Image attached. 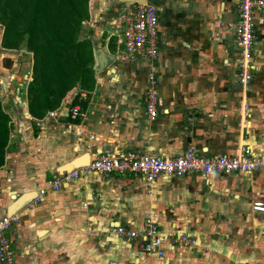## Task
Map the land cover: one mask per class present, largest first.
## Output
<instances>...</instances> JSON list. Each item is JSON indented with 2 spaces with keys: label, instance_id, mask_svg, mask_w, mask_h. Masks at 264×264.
I'll return each mask as SVG.
<instances>
[{
  "label": "crops",
  "instance_id": "0c3cea01",
  "mask_svg": "<svg viewBox=\"0 0 264 264\" xmlns=\"http://www.w3.org/2000/svg\"><path fill=\"white\" fill-rule=\"evenodd\" d=\"M149 1L159 15L157 117L150 120L144 106V58L114 59L94 72L88 89L73 87L53 109H60L57 118L47 116L53 110L32 117L24 92L21 108L17 99L10 107L1 100L11 130L0 167V217L14 195L37 192L62 165L81 166L108 149L177 156L195 146L207 156L248 147L264 154V11L254 12V69L246 91L238 81L233 29L238 0ZM89 6L80 39L93 44L94 70L99 51L115 52L108 21L121 4L91 0ZM72 107L82 115L72 118ZM255 200L264 201V170L210 178L192 172L150 185L134 175L80 173L16 212L7 233L15 264H264V215L252 210ZM148 215L163 235L187 234L196 245L173 247L169 240L158 259L111 230L140 231Z\"/></svg>",
  "mask_w": 264,
  "mask_h": 264
},
{
  "label": "built area",
  "instance_id": "2783aa9c",
  "mask_svg": "<svg viewBox=\"0 0 264 264\" xmlns=\"http://www.w3.org/2000/svg\"><path fill=\"white\" fill-rule=\"evenodd\" d=\"M264 11V0H238L239 20L233 25L235 44L238 49V81L249 90L253 78L252 48L256 39L254 12ZM109 40L115 44L114 58L120 62H131L144 58L147 60V85L144 98L145 110L150 120L158 115L156 60L159 53V15L157 7L147 0L144 3L121 4L118 11L109 18ZM17 98V103L19 102ZM72 118L82 115L80 108L70 109ZM60 109L47 113L51 118L60 116ZM79 134L81 131L78 132ZM91 137V136H90ZM264 170V154H255L250 148L242 147L235 154H213L202 156L195 146H189L177 156H158L138 149H108L89 160L86 165L75 167L71 171L57 172L46 182V186L37 191L34 202L42 199L47 190L58 191L63 184L78 178L80 173L95 172L101 175L119 174L141 177L147 184H153L161 177H181L199 172L205 178L218 173L255 172ZM252 210L264 215V201L252 202ZM15 216L0 217V264H15V250L8 229L11 222H17ZM142 230L136 231L124 226L111 228L116 235L126 239L138 240V247L145 253L158 259L165 255L164 243L172 246H194L197 240L187 234H179L171 239L163 235L157 220L148 215Z\"/></svg>",
  "mask_w": 264,
  "mask_h": 264
},
{
  "label": "trees",
  "instance_id": "16d2710c",
  "mask_svg": "<svg viewBox=\"0 0 264 264\" xmlns=\"http://www.w3.org/2000/svg\"><path fill=\"white\" fill-rule=\"evenodd\" d=\"M89 5L90 0H0L2 47L24 46L32 54L26 98L34 118L57 108L73 87L88 89L94 82L93 44L88 37L80 39ZM10 130V116L0 102V167Z\"/></svg>",
  "mask_w": 264,
  "mask_h": 264
},
{
  "label": "rangeland",
  "instance_id": "374dc122",
  "mask_svg": "<svg viewBox=\"0 0 264 264\" xmlns=\"http://www.w3.org/2000/svg\"><path fill=\"white\" fill-rule=\"evenodd\" d=\"M112 2L119 4L117 0H112ZM2 32L3 27L0 24V102L5 99L7 102L5 106L10 107L14 99L22 98V92H24V98L26 97L28 83L32 80L33 60L32 54L27 53V48L24 46L18 50L4 49L1 45ZM82 33L84 31L81 30L80 36ZM21 49H26V51L21 52ZM25 99L21 101L24 102ZM16 106L21 108L19 102ZM25 114L28 116L27 112ZM72 164L76 166L79 163Z\"/></svg>",
  "mask_w": 264,
  "mask_h": 264
},
{
  "label": "water",
  "instance_id": "95a60500",
  "mask_svg": "<svg viewBox=\"0 0 264 264\" xmlns=\"http://www.w3.org/2000/svg\"><path fill=\"white\" fill-rule=\"evenodd\" d=\"M120 4H133V3H144L147 0H117ZM26 51V49H21V52ZM114 55L104 52V51H99L98 52V62L94 66V72L95 74L103 71L108 65L110 61H114ZM20 106H24L25 103H23L21 100H18ZM73 161L67 162L66 164L62 165L59 169L58 172L62 171H71L77 166H73ZM37 192L36 191H30L21 194L19 197H15L14 195V200L13 202L8 206L7 208V215L8 216H13L18 212L21 208L24 206L28 205L31 201L34 200L36 197Z\"/></svg>",
  "mask_w": 264,
  "mask_h": 264
},
{
  "label": "bare ground",
  "instance_id": "6f19581e",
  "mask_svg": "<svg viewBox=\"0 0 264 264\" xmlns=\"http://www.w3.org/2000/svg\"><path fill=\"white\" fill-rule=\"evenodd\" d=\"M88 163V159H87V161H85V163L84 164H82V165H86Z\"/></svg>",
  "mask_w": 264,
  "mask_h": 264
}]
</instances>
